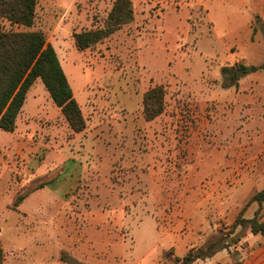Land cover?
Instances as JSON below:
<instances>
[{"label":"rangeland","instance_id":"obj_1","mask_svg":"<svg viewBox=\"0 0 264 264\" xmlns=\"http://www.w3.org/2000/svg\"><path fill=\"white\" fill-rule=\"evenodd\" d=\"M132 1L131 23L80 50L73 33L102 26L114 0H38L37 27L58 53L86 128L73 132L37 79L13 131L15 148L24 145L25 152H16L15 162L26 169L14 173L25 184L10 207L16 210L19 195L63 174L67 193L65 201L49 190L38 194L44 218L15 211L0 216L9 225L0 229L3 264H90L91 243L80 237L100 216L115 234L125 232L124 246L113 248V264H153L173 242L157 224L182 231L176 242H186L187 251L223 237L225 247L211 264H239L259 244L247 240L245 227L230 231L238 206L260 187L247 190L229 180L227 168L216 164V147L253 143L250 105L233 97V88L223 95L221 69L244 55L264 0ZM157 85L166 90L165 109L147 120L144 94ZM13 132L0 128L1 147ZM39 166L46 171L40 176ZM258 207L250 203L244 215L252 217ZM238 235L242 239L233 243ZM77 237L80 248L69 243ZM166 249L161 264H175V248Z\"/></svg>","mask_w":264,"mask_h":264},{"label":"trees","instance_id":"obj_2","mask_svg":"<svg viewBox=\"0 0 264 264\" xmlns=\"http://www.w3.org/2000/svg\"><path fill=\"white\" fill-rule=\"evenodd\" d=\"M38 0H0V128L13 132L29 89L41 78L55 104L61 109L73 132L86 128V119L80 104L75 98L71 83L63 68L54 45L48 40L41 27H37ZM135 10L132 0H114L103 21V25L74 32L73 37L78 49L86 50L114 34L124 25L134 20ZM264 69L259 65L235 63L222 68L226 76L225 86L237 85L245 74ZM166 90L157 85L145 92L143 111L147 120L159 116L165 109ZM45 184L19 195L14 206H18L26 195ZM257 202L259 207L252 217L244 215L247 206ZM264 205V188L255 191L249 201L241 208L230 233L245 227L246 238L260 234L264 237V219L261 209ZM241 236L232 238L238 243ZM224 238L209 242L207 245L190 248L183 256L175 257V264H192L198 259H206L223 249ZM4 250L0 247V264L4 261Z\"/></svg>","mask_w":264,"mask_h":264},{"label":"crops","instance_id":"obj_3","mask_svg":"<svg viewBox=\"0 0 264 264\" xmlns=\"http://www.w3.org/2000/svg\"><path fill=\"white\" fill-rule=\"evenodd\" d=\"M262 13L263 14L256 20L257 27L253 26V23L250 25V33L247 38L249 42L246 44L244 55L235 56L232 60L234 62L233 64L242 62L247 65H259L264 62V11H262ZM223 76L225 80L226 76L224 74ZM223 87L225 88L223 95H228L230 93L229 91L233 88V92L236 93L233 97L243 100L250 105V114L248 118L250 119L253 128V130L250 131V142L253 143L247 144V147L239 141H233L231 144L228 143L221 145L220 147H216V157L218 158L217 161L215 160L216 164L227 168V175L229 176L228 179L233 180L234 183L238 185H245L247 190H252L259 186L260 188L257 190H260L264 188V69L245 74L238 80L237 85H223ZM219 94L220 93H216V96ZM24 108L25 104L17 117V120L24 111ZM14 134L16 133L13 132V137L8 141V145H4L3 147L0 146V216H7L5 212H10V215L15 211L25 215L27 218L39 219L40 215L44 218L46 213L45 204L42 205L38 201V194L49 190L55 198L57 197L58 199L65 201L64 197L67 193L66 181L68 178L65 174L60 175L58 179L52 183V185L48 184L45 187L39 188L30 193L20 203L16 210L11 208L10 204L15 198L20 185L22 186L25 184L24 180H16L14 173H21L26 169V164L24 166H18V163L15 162V153H21V157H23L25 156V152L24 145L17 144L15 148L13 143L15 142L16 135ZM1 148H4V150H1ZM212 151H214V149ZM49 152H47L46 155L47 160L48 158L53 157L49 154ZM38 172H40L38 174V176H40L41 174H45L46 171H43V168L39 166L37 168V173ZM229 197H223V200L229 199ZM238 207L240 211L242 207L240 205ZM0 221L2 222L0 223L1 231L2 227L4 228V225L9 227L5 218L2 220L0 219ZM103 221L104 220L101 216L99 218L95 217L92 219V224H90L87 229L82 230V234H84V236L82 238L80 237V239L87 238L92 247L88 258L90 264H113L112 259H115L118 256V252L114 251L113 248L124 246L125 232L122 234H115L111 227L103 225ZM162 230L165 231L164 238L173 240V242L166 244L162 248V251L157 253L158 258L153 260V264L162 263L160 258L162 257L164 251L167 250L166 248H175V253L173 254L175 257L183 256L188 249L186 242L185 244L182 242H176L177 239L182 237V231L170 230L166 227L161 228L157 224V231L161 232ZM78 238L79 237L69 241V243H73L74 248H80L77 243ZM247 240L250 242H258L259 244L251 250L250 255L241 259L239 264H261V262H264V257L261 261L257 262L258 257L264 252V237L257 234L248 237ZM180 251H182L181 254ZM149 254L150 253L146 252L143 259H146ZM171 254L172 253H168L167 258H169ZM220 254L221 252L218 251L214 256L206 258L205 264H211L210 261L218 255L220 256ZM80 258L83 257L80 256ZM198 262L199 261L197 260L194 264H199Z\"/></svg>","mask_w":264,"mask_h":264}]
</instances>
